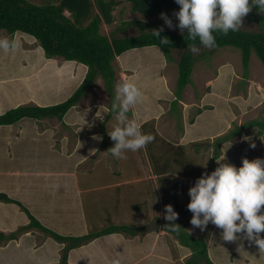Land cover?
Returning a JSON list of instances; mask_svg holds the SVG:
<instances>
[{
    "label": "rangeland",
    "instance_id": "374dc122",
    "mask_svg": "<svg viewBox=\"0 0 264 264\" xmlns=\"http://www.w3.org/2000/svg\"><path fill=\"white\" fill-rule=\"evenodd\" d=\"M30 1L45 3L48 0ZM113 17V24L108 26L102 23V31L110 38L140 33L139 27L125 24L132 19L153 24L145 31H153L161 27L173 32L183 31L175 27L176 17L168 16L173 23V27L169 28L165 24H158V22H164L160 15L144 17L140 13L132 12L130 4L124 0L113 11ZM241 28L248 31L261 29L255 21L247 20L246 16L242 18ZM24 34H14L13 40L18 45L14 50L9 52L0 50V58H4V60H0V93L4 94H0V102L7 103L6 107H12L17 103L18 105L34 104L39 106L36 103L39 96L49 97L50 101L47 102H54L49 105L64 101L81 83L87 70L86 66L80 63L81 66L76 65L75 61L62 60V64L59 65L57 61L42 59L39 61V52L34 37ZM0 38H8V34L0 31ZM181 52V50H172L173 59L167 61L161 48L152 45L125 51L120 55L122 59L115 58L113 62L115 71L113 86L117 105L120 103L117 99V89L124 82H134L142 93L139 102L126 115L130 121H135L142 127L144 124L152 122L141 129L155 137L146 147L135 152H126V159H116L110 154L109 148L114 142L110 139L108 132H111L117 125L116 116L118 113L112 116L108 115L110 98L103 80L97 78L87 94L65 115V121L72 123V128L80 126V129L76 128L78 139H75V132L69 129V125L60 123L55 118L39 119L40 121L33 123L32 128L36 129L34 126L36 124L39 128L36 130L41 133L39 134L40 141L34 146L33 143L37 141L35 140L36 135L35 139H30L25 132L23 136L14 140L16 132L12 129L13 127L3 129L0 134V192H4L5 189V193L30 208L36 218H40L45 224L38 219L45 227L46 225L47 227H59V225L66 224L63 216L66 215L65 209H69V205L66 208H61L63 203H60L59 207L53 209L55 216H52L53 213H50L49 209L44 207L45 205L40 202L36 203L34 200L37 192H33L30 185L36 184V182H32L27 176L23 178L15 175L14 172L28 171L33 167L38 170L53 171L64 169V166L61 165L62 161L59 162L58 158L52 156L47 144L50 138V143L53 144L52 148L58 150L66 140L63 136L71 134L69 135L70 139L78 140V143H70L69 148L76 149L78 159L86 163L85 167H95L96 169L94 173L97 176H94L95 174L92 177L86 176V180L95 179L98 181L97 186H100L97 190L83 196L85 202L87 199L92 200L93 197L95 200L93 206H98V210H93L88 207L89 205L85 207L88 223L91 225L90 229L95 231L110 224H127L135 229L141 224H148V228L141 233L144 231L154 232L147 234L149 238H152L147 246L141 247L140 251L136 248L134 260L121 253L118 254V248L115 251L112 247L104 246L105 241L103 240L99 241L105 247L103 254L92 252L94 255H99L100 258L90 256L89 259H92L91 261L95 264H116L117 261L118 264H184L191 254L190 249L182 246L167 230H164L167 233H161L158 232V228L156 229L157 220H163L164 215L160 211L161 208L157 201V192L160 190L157 186L160 185L154 181L151 184L149 179H145L146 172L158 173L159 170H156V166L159 165L162 170H176L178 174H182L178 175L175 171L166 174V178L161 183L165 182L168 190H171L167 197L170 201L176 197V193L179 194L177 201L181 207L180 215L178 214L180 218L175 223L189 234L199 235L201 229L193 228L190 223L192 213L187 209L190 199L189 187L201 174L211 172L220 163H232L239 166L242 158L264 159V132L260 133L257 127L241 129L238 134L220 145V155L213 165L211 164L213 149H210L209 152L204 149L197 150L189 145L190 142L189 144H177L181 142L180 138L186 133L187 128L192 135H188V137L190 136L189 138L194 140L192 143L206 139L213 141L217 137L228 134L235 127L240 128L249 120L263 119L264 67L258 56L252 53L249 59L248 74L244 78L239 49L232 46L197 47L195 51L192 50L194 65L191 81L182 90V98L177 103V109L172 110L170 107L172 108L171 101L175 98L178 74L177 61ZM42 56H44L43 51ZM122 62L125 63L124 66ZM22 97L23 99H20ZM34 101L36 102L33 103ZM55 101L57 102L55 103ZM181 104L186 108L183 113L184 117H182L181 109H178L182 106ZM197 107H200L199 110H203L201 114L203 117L199 125L194 126L190 123V119L196 114ZM2 110H5L4 106H0V112ZM20 121L27 124L26 127H31L28 124L34 120L24 118ZM81 123L84 124L81 126ZM43 125L45 126L43 127ZM43 130L46 132L43 133ZM96 136L102 137V139L97 140L94 138ZM251 143H255L256 147L251 148ZM223 154L225 159L221 160ZM130 177H137L140 182H136V180L126 182ZM41 185L43 191L40 197H43L46 202L55 200L58 204L59 192L45 193L43 181H41ZM89 185L93 186L90 182ZM125 190H127L126 193ZM120 193L122 194L121 198H119ZM159 194L164 207L168 204L167 198L162 201L161 193ZM1 207L9 210L11 208V206L3 204H0ZM72 212L74 213V211ZM144 212L149 213L146 220L143 219ZM3 214H5L3 210H0V220L10 225L21 215L26 217L24 212L18 213L19 216L13 214L10 218ZM211 229L207 250L214 263L229 264L232 261L239 264V262L249 261L250 264H264V250L259 248L254 239H248L246 234L241 233L238 234L236 240L229 242L222 239V229L213 224ZM51 230L59 234L65 233V231L60 233L56 228ZM35 231L37 240L43 238V232ZM139 236L136 237L139 238ZM20 237L16 243H20V240L24 238L20 239ZM259 237L264 239V232H261ZM24 240L28 241L26 238ZM167 244L169 249L164 250ZM62 247H60L59 260L56 264H59ZM166 252L170 254L166 256ZM232 255H235V258L233 257L235 260L230 258ZM9 256V254L6 255V258L9 259Z\"/></svg>",
    "mask_w": 264,
    "mask_h": 264
},
{
    "label": "trees",
    "instance_id": "16d2710c",
    "mask_svg": "<svg viewBox=\"0 0 264 264\" xmlns=\"http://www.w3.org/2000/svg\"><path fill=\"white\" fill-rule=\"evenodd\" d=\"M124 1L130 4L132 12L140 13L144 17L159 16L162 12L167 16L175 17L174 12L179 8L175 0ZM119 4L120 0H48L45 3H36L30 0H0V31L7 33L9 39L13 40L15 32L31 35L35 38L47 59L59 57L65 61H76L87 67L81 83L64 101L48 106L26 104L10 108L0 114V125H12L24 118L34 120L56 118L61 121L67 111L77 105L80 99L87 94L97 78L103 80L110 98L108 115L112 116L118 113L119 108L113 86L115 78L113 62L117 56L125 51L152 45L161 48L167 61H172L173 59L172 50L182 51L177 61L178 74L175 84V98L171 101L172 108L170 107L172 110L177 109V103L182 98V90L191 81L194 56L189 45L195 43L197 47L204 46L200 45L198 39L195 42L189 41L186 29L181 32L163 29L160 33L161 38L154 37L151 33L152 31H145L153 24L136 19H132L125 24L139 27L141 29L140 33L110 38L109 35L101 32V24L105 23L109 26L114 23L113 11ZM255 7L253 6V8ZM246 19L255 21L261 29L248 31L240 28L236 32L229 31L226 35L219 32L214 33L216 36V46L214 48L232 46L239 49L244 78L248 74L249 59L252 53L258 56L264 67L263 16L250 11L246 15ZM158 24L165 23L158 22ZM163 40H168V43H163ZM20 99H23V97ZM41 100L50 101V98L43 97ZM114 105L117 106L115 110H113ZM199 109H197L199 113L203 111ZM194 116L190 119V123L194 121ZM150 123L152 124V122L144 124L142 128L150 125ZM250 127H257L260 133H263L264 118L249 120L241 125L240 128L235 127L228 134L217 137L213 141L207 139L198 140L191 142L192 144L190 143L189 145L194 149H204L208 152L213 149L214 154L211 158L213 163L220 155V145L223 142L238 134L241 129ZM153 130L155 129L153 128ZM156 170H159L158 173L153 174L158 177L157 180L163 201L170 195L171 190H168L165 182L161 183V181L166 178V174L177 172L170 169L162 170L159 165L156 166ZM178 175L182 174L179 173ZM177 178L180 179V177ZM177 197H179L178 193L173 199L170 197L171 201L168 198L166 200L168 204L172 205L174 211L176 209L178 213L181 207H179ZM0 202L16 204L27 215L29 220L28 223L18 226L14 231L6 234L0 232V242L17 239L26 231L38 229L43 232L44 236H50L63 244L59 264H68L67 259L70 250L87 244L95 238L112 233H122L127 237H132L148 228V224H141L135 229L127 224H110L95 231L90 230L83 235H62L43 226L19 200L9 197L5 192H0ZM178 214L180 215V211ZM157 221L156 229L167 230L166 224L169 222L165 221L164 218L161 221ZM211 227L212 224L209 223L204 230H201L199 235L194 236L186 232L182 227L179 232L167 230L182 246L190 249L191 254L184 264H216L210 259L207 250V242L212 232ZM229 264L237 263L231 262Z\"/></svg>",
    "mask_w": 264,
    "mask_h": 264
},
{
    "label": "clouds",
    "instance_id": "9594fccd",
    "mask_svg": "<svg viewBox=\"0 0 264 264\" xmlns=\"http://www.w3.org/2000/svg\"><path fill=\"white\" fill-rule=\"evenodd\" d=\"M179 5L174 12L177 18L175 27L187 30V39L206 48L216 46L214 33L227 34L241 28L242 18L256 6L264 11V0H175ZM165 25L173 27L172 20L165 13H160ZM163 27L154 29V37L161 38ZM168 43V40H163ZM9 38H0V50L9 52L17 47ZM195 51V43L189 45ZM142 93L134 82H124L117 89L120 101L116 119L117 125L109 137L114 142L109 148L116 159H126V152H135L146 147L155 137L141 130L142 125L128 119V112L140 100ZM117 106H113L115 110ZM85 123V120H84ZM83 123V124H84ZM82 124V125H83ZM99 140L102 137L96 136ZM255 148V143L250 144ZM225 159L224 154L221 160ZM190 197L187 209L192 213L190 223L193 228L204 230L209 223L222 229V239L234 241L238 234L244 233L248 239H254L259 248L264 250V239L259 237L264 232V159L242 158L241 164L220 163L209 173H203L188 189ZM163 218L167 230L179 232V219L171 204L164 206ZM118 264V261L116 262Z\"/></svg>",
    "mask_w": 264,
    "mask_h": 264
},
{
    "label": "crops",
    "instance_id": "0c3cea01",
    "mask_svg": "<svg viewBox=\"0 0 264 264\" xmlns=\"http://www.w3.org/2000/svg\"><path fill=\"white\" fill-rule=\"evenodd\" d=\"M121 3H122V1L120 0V4ZM126 3H128V2H126ZM118 6L116 7V9L118 8ZM255 8L252 7L251 11H253V13H256V14L263 16V23H264V11H260L257 7H255ZM66 13L67 12H65V14ZM66 15H68V13ZM101 32L104 33L102 31V24H101ZM15 33L19 34L21 32H15ZM13 39H14V36H13ZM34 41H36L35 38H34ZM35 45L37 46L36 48L38 49L37 51L39 52V55H38L39 61L41 59L42 60H50V61H54V62L57 61L58 65L62 64L61 62L65 61L64 59L59 58V57L47 59L46 57L42 56V49L37 44V42ZM116 59L120 60L122 58L119 55L116 57ZM0 60H4V58L3 59L0 58ZM75 64L81 66L80 65L81 63L79 64L77 62ZM122 65L124 66L125 63L122 62ZM86 69H87V67H86ZM0 94L4 95L2 93H0ZM43 97L42 96L37 97L38 98L37 102L34 101L33 103L36 102L39 104V106H48L49 104L54 103V102H47V101L45 102V101L41 100V98H43ZM56 102L57 101H55V103ZM0 104H1L0 106L5 107V110L19 106L17 103L14 106L12 105V107H6L7 103H5L4 101H1ZM41 104H43V105H41ZM198 108H200V107H197V109ZM179 109H181L182 115H183L184 109L186 110V108H184V106L182 105ZM5 110L4 111L2 110L0 112V114L5 112ZM156 111H158V109H156ZM202 112H200V113L198 111L196 112V114H195L196 116H194V118H193L194 121L191 123L192 125H194V126L199 125V122H200L201 118L203 117L201 115ZM65 115L61 121H59V120L58 121L60 123L63 122L65 124L69 125L70 128L69 127L68 128L75 132V135H76L75 139L76 138L78 139L79 136L77 135L78 132L76 131V128L80 129V126L79 127L75 126V129L72 128L73 124L65 121V119H66ZM182 117H184V115ZM37 121H40V120H34L33 122L29 123L28 125H31V127L30 126L26 127L25 125H27V124H24L22 121H18L14 125H0V134H2L3 129H5L6 127H13L12 129L16 132L14 134V136H15L14 140H17L18 138H20V136H23V134H25V132L29 136L30 139H35V135H36L35 140H37V141H35L33 143V146H34L35 143L40 141L39 134H41L36 130V129H39L36 124H34L36 129L32 128L33 123L37 122ZM82 124L83 123H81V126H82ZM44 126L45 125H43V127ZM28 130H30V131H28ZM45 132L46 131L43 130V133H45ZM81 134H84V133H81ZM69 135H71V134H69ZM69 135L63 136L64 139H66V140L62 144V146L59 147L58 150L56 148H54V149L52 148L53 144L50 143V138H49V142L47 144V146L49 147L50 153H52V156H54L55 158H58L59 162L62 161L61 165L64 166V169H59L57 171L56 170L53 171V170H49V169L38 170V169L33 167V169H30L28 171H23V170L20 172L16 171V172H14V174L19 175L23 178L25 176H27L30 178V180H32V182H36V184L30 185L31 190L33 192H37V195L34 196V200L36 203L40 202L43 205H45L44 207L48 208L50 213H53L52 216H55L53 209L59 207L61 205L60 203H63L62 204L63 206H60L61 208H63V207L66 208V206L69 205V209H65L66 215L63 216L66 224L59 225V227H50V226L47 227V225H46V227L51 228V229L56 228L57 231H60V233H62V231H65V233H63L64 235H74L75 236V235L86 234L90 230H92V229H90L91 225L88 223V218L86 216L85 207H87L86 205H89L88 207L92 208L93 210H98V206L97 205L93 206V203L95 202L93 197H92V200L87 199L86 200L87 204H85L86 202H85L83 196H84V194H86L88 192L97 190L98 188H100V186H97L98 181L95 179L91 180V181L86 180V178H87L86 176L92 177L95 174L94 171L96 169H95V167H93V168L85 167L86 163L84 161H80V159H78V156H77L78 154H77L76 149H72L71 147L69 148L70 143H78V140H76V141L71 140ZM188 135H191L189 128L186 129V133H184V135L180 138L181 142H178L177 145H180L182 143L189 144V142L191 143L192 141H194V140H192L193 138L190 139L189 138L190 136L188 137ZM42 139H41V141H42ZM74 146H75V144H74ZM214 163H212V164H214ZM148 170H150V169H148ZM94 176H97V174H95ZM145 179H149L151 184L153 183V181L158 182L157 176L152 174L151 172L150 173L146 172ZM132 180H136V182H138V181L140 182V180H138L137 177H130L126 182L132 181ZM41 181L44 182L43 187H44V189H46L45 193L59 192V197H58L59 203L58 204H56L55 200H50L49 202L48 201L46 202V201H44L43 197L42 198L40 197V195L42 194V191H43ZM143 181L145 182L146 180H143ZM89 182L91 184H93V186H90ZM58 183H62V184L59 185ZM54 184H56V185H54ZM140 188H142V187H140ZM157 188H159V186H157ZM3 191L6 192L5 189ZM126 191L127 190H125V193H126ZM159 193H161L160 190H159V192H157L158 206H159V208H161L160 211L164 213V207H163L162 202L160 201V198H159L160 194ZM6 194L9 197L13 198L8 193H6ZM121 197H122V194L120 193L119 198H121ZM67 202H69V203H67ZM0 204L6 205L8 207L11 206L10 210L4 209L2 207L0 208V210H3V212L5 213L3 215H7L8 218H10V216H12L13 214L18 215V213H20V214L23 213V211L14 203L0 202ZM27 209L31 212L32 215L35 216L34 212L30 208H27ZM71 210L74 211V213ZM145 210H147V209H145ZM149 210H152V209H149ZM147 217H149V213L144 212L143 219L146 220ZM38 219L41 221L40 218H38ZM16 220L12 221L11 225L6 224L4 221L0 220V228H1L0 232L1 231L2 232H8V231H12V230L14 231L15 229H17L18 226L28 223L27 215H26V217H24V215H21V217H19ZM35 230H38V229H31V231L29 230V231L24 232V235L21 234L22 237H24V238L19 236L20 239L22 238L20 240V243H16L19 237L17 239H14V240L7 241L9 243L4 242V241H3L4 243L0 242V264H53V263L56 264V263H58L59 250H60V247L63 246V244L57 242L56 240H54L50 236H44V235H43V238H41L40 240H37V237L35 236L36 235ZM150 232L144 231V233H138L132 237H127L122 233H112L109 235H104V236L95 238L92 241L88 242L87 244L81 245L80 247H77V248L70 250L68 253V259H67L68 264H95V263H93V261H91L92 259H89V257L93 256L94 258L95 257L98 258L99 255L98 256L94 255V254H92V252H96L97 254H99V252L102 253V252H104V248H105L104 246L112 247L115 251H117V248H118V254L121 253L123 255H126L127 257H130L132 260H134L133 258L135 255L136 248L139 249V251H140V249H142L141 247H145L151 242L152 238H149V236H147V234H149ZM158 232L167 233L166 231H164L162 229H158ZM151 233H154V232H151ZM137 235H140V236L144 235V236L143 237L139 236V238H138V237H136ZM30 237H32V238H30ZM25 238L28 241H25V240L23 241V239H25ZM148 239H150V240L148 241ZM101 240L105 241L103 243L104 246L101 243H99V241H101ZM134 241H136V243H134ZM97 243H99V244H97ZM167 246H168V244L165 245L164 250L169 249ZM8 254L10 255L9 259L6 258V255H8ZM169 254L170 253L166 252L165 255L168 256ZM233 257L235 258V255H232L230 258L232 260H235V259H233ZM98 264H100V263H98ZM239 264H250V263H249V261H245V262H239Z\"/></svg>",
    "mask_w": 264,
    "mask_h": 264
}]
</instances>
